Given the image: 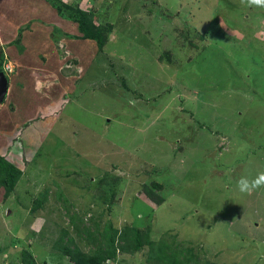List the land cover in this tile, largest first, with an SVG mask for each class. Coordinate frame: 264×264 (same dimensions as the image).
I'll use <instances>...</instances> for the list:
<instances>
[{
	"label": "rangeland",
	"instance_id": "374dc122",
	"mask_svg": "<svg viewBox=\"0 0 264 264\" xmlns=\"http://www.w3.org/2000/svg\"><path fill=\"white\" fill-rule=\"evenodd\" d=\"M53 3L109 26L102 49ZM0 68V154L22 170L6 198L0 187V264H21L22 250L57 264L50 247L73 236L72 216L191 246L199 264H264V187L237 188L264 171V8L0 0ZM145 257L143 246L108 264Z\"/></svg>",
	"mask_w": 264,
	"mask_h": 264
},
{
	"label": "trees",
	"instance_id": "16d2710c",
	"mask_svg": "<svg viewBox=\"0 0 264 264\" xmlns=\"http://www.w3.org/2000/svg\"><path fill=\"white\" fill-rule=\"evenodd\" d=\"M43 1L51 2V0ZM50 5L55 9L57 16L76 25L80 40L92 41L98 51L102 49L106 35L110 33L109 26L106 30H100L86 12L80 9L69 10L67 6L69 12L65 13L58 5L54 3ZM20 29L17 39L14 40L15 43H18L21 37ZM21 174V169L8 161L5 155L0 154V187L3 189V198L10 195ZM45 201L46 191L33 199L30 213L42 209ZM69 225L73 236L70 237L68 231L62 229L50 247L49 254L54 255L57 264H62L63 259L67 264H108L115 260L118 253L133 254L143 246L146 247L145 261L147 264H199L191 246L179 247L162 240L153 241L148 237V232L141 233L135 227L124 226L118 231L106 225L103 230H98L83 225L81 220L75 216L69 217ZM81 244L86 245L88 249L82 250L79 246ZM20 262L21 264H36L27 250L21 251Z\"/></svg>",
	"mask_w": 264,
	"mask_h": 264
},
{
	"label": "clouds",
	"instance_id": "9594fccd",
	"mask_svg": "<svg viewBox=\"0 0 264 264\" xmlns=\"http://www.w3.org/2000/svg\"><path fill=\"white\" fill-rule=\"evenodd\" d=\"M241 3L252 7H260V8H264V0H241ZM4 75V77L7 80V75L4 72H1ZM7 90H8V80H7ZM7 94V91H6ZM6 94L4 96V100L6 97ZM4 100L2 102H4ZM264 187V171H260L257 173V175L255 176V178L253 179H248L246 177H241L238 181H237V188L241 193L244 194H251L253 191Z\"/></svg>",
	"mask_w": 264,
	"mask_h": 264
},
{
	"label": "water",
	"instance_id": "95a60500",
	"mask_svg": "<svg viewBox=\"0 0 264 264\" xmlns=\"http://www.w3.org/2000/svg\"><path fill=\"white\" fill-rule=\"evenodd\" d=\"M7 91V80L2 73H0V103L4 100Z\"/></svg>",
	"mask_w": 264,
	"mask_h": 264
}]
</instances>
